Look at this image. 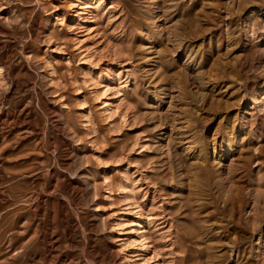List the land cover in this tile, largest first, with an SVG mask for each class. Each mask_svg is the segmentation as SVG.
Wrapping results in <instances>:
<instances>
[{
	"label": "rangeland",
	"instance_id": "374dc122",
	"mask_svg": "<svg viewBox=\"0 0 264 264\" xmlns=\"http://www.w3.org/2000/svg\"><path fill=\"white\" fill-rule=\"evenodd\" d=\"M0 264H264V0H0Z\"/></svg>",
	"mask_w": 264,
	"mask_h": 264
}]
</instances>
